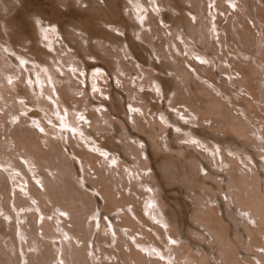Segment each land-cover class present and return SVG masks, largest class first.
Wrapping results in <instances>:
<instances>
[{
  "label": "bare ground",
  "instance_id": "bare-ground-1",
  "mask_svg": "<svg viewBox=\"0 0 264 264\" xmlns=\"http://www.w3.org/2000/svg\"><path fill=\"white\" fill-rule=\"evenodd\" d=\"M207 1L210 2L211 0L160 1L161 6H170L172 9L180 11H190L194 15V19L197 20L196 28L190 24L189 18L185 15H180V17L174 20L172 26H177L182 30V32L180 30L182 39L184 38L183 34H185L187 38L196 41L200 46L199 48H201L199 50L201 52H197L196 54L206 60L208 56L217 54V49L214 43H212L213 41L209 40V38H213L215 35L208 32L210 25L203 20L205 18ZM224 1L219 0L216 2L217 10H224ZM184 2L190 4L191 9L185 8L183 6ZM102 3L103 5H101L100 0H0V264H59L58 262L67 264L68 260L72 264H95L90 263L92 260L87 259V254L91 237L96 232L98 226L99 234L96 239V247H92V252L98 249L100 260L105 257L111 260V255L113 254L116 259L119 257L126 261L127 264H168L169 255H173V262L179 264H211L209 256L213 255L214 261H220L219 264H264V185L258 181L253 167H250L249 171L245 170L244 174L239 175L236 172L233 165L235 160L219 152L221 150L219 145L223 143L222 140L224 138L208 136L203 130L187 129L188 126L176 127L177 131H184L187 136L189 135L188 137L186 135L182 136L184 138L182 139L191 143L192 149H188L191 145L183 146V144L182 146H176L177 151H174L173 147H171L173 150L169 147L172 144L169 145V142L167 143L165 140L166 143L164 144L167 147V152L165 151L166 149L161 148L162 146L156 140L158 133L163 134L168 132L166 127L156 121L153 123L147 121L148 127L146 128V125L142 124L139 119L133 118L134 124L131 126V129L140 132L145 138L136 134L129 135V133L124 131L126 128H121L118 130V138L122 141L120 145L115 144L111 140V137L101 136V138H104V141L101 143L100 149L112 152V156L108 158L104 156L96 157L91 151L88 152L87 149L89 147L84 148L83 141L85 139H82L79 135L80 132H84L82 128L84 124L80 125L84 121L80 120V118H82L84 111L90 107L87 108V94L84 93L83 99L78 101L74 98L73 92L83 93L80 83L84 81L85 70L89 78L91 77V80H89L92 83L106 79L103 77L102 71L98 70L103 69L105 70L103 73H113L114 65L117 69L116 71L124 74L127 73V75L132 70L135 71L134 65L142 63L141 60L143 58L139 51L143 48L135 43L133 38L127 36L124 31L127 29L132 30V32L140 31L138 24L145 28L147 26H143V23H145L143 22L146 15L145 10L149 11L152 9L151 11H153L154 6H160L158 0H102ZM120 8H122L124 13H127L125 9H128L127 16L132 19V23L125 20ZM130 12H133V16ZM254 17L258 23L264 24V11L262 8L256 7ZM164 20L166 21V18ZM240 20L243 23V20H245L244 16L240 17ZM152 22L153 19L150 18L148 20L150 36L155 34L160 35L163 31L154 28L157 23L154 21L152 24ZM233 26L235 28L236 24L233 23ZM212 28L215 32H219L216 26ZM246 28L249 29L248 27ZM114 30L119 31L123 37L115 34ZM194 30H196V34ZM227 30H225V33H227ZM228 32H232V30L229 29ZM246 34L241 36L240 32L237 33L238 37L234 41L235 47L234 43L231 44V36L225 34L226 37H223V41L220 42V50L222 47H225L226 50L228 47L235 50L233 52L236 60L232 63L229 61V64H233V68L240 72L241 79L234 83H239L247 91L248 95L253 97L252 101L257 102V96L261 92L258 91L259 94L256 93L257 89L254 87L256 85H253L250 78L251 75L249 74L250 68L249 71L246 69L248 68L247 66L251 65L250 61L247 62V65H242L239 55L247 57L248 60L253 58V61L259 65L264 64V57L257 46L258 39H255V35L252 38L249 34V37ZM139 37L149 43L147 41L149 38L144 32ZM54 38L58 41V45H56L57 42L55 43ZM161 40L162 45L167 46L169 50V39L162 38ZM76 42H78V45H76ZM106 43L113 46L125 43L135 64L128 66L123 62L116 61V63H113L111 60H108L104 56L105 54H101V51L105 49L104 45ZM150 46L152 45L150 44ZM57 47L62 49L61 52H65L63 58L58 53V56L51 54L52 51L60 50ZM18 48L24 49L23 51L25 52ZM67 49L72 52L68 53ZM195 50L193 49V52ZM81 51L84 52V55L99 60L101 64L84 63V56L81 54ZM208 52L210 55L208 54L206 57ZM8 53H11L13 55L11 57L14 59ZM118 56L116 55V57ZM158 56L161 57V55ZM50 57L54 58L52 63H49ZM171 57L172 61L160 63L159 69L164 72L169 71L170 73H174L172 79L153 76L150 72L143 69L144 65L139 64L142 66V75L150 76L149 78H145L140 86L144 87L147 82H154L156 87L160 89L161 94H172V104L170 106L176 107L177 104H184L191 111L192 117L197 120L195 121L197 124H200L202 121H212L222 125L220 131L226 128L230 129L232 131L230 133L231 136L226 138L229 141L227 142L229 144L228 151L236 155L237 151L231 149V144L235 143L236 138H246V133L251 130L248 128L247 122L240 119V123L237 121L238 124L234 121V123L228 122L222 116L224 110L220 111L222 109L219 107L220 104L218 103V106H216V103L212 104L211 98L219 102L221 101L213 97L209 90L210 88L208 89L202 84H200V89L199 87L194 88V91L200 90L203 95H190V92H187V77L191 78L192 75L180 66L182 64L180 62L184 63L185 59L179 61L172 53ZM72 58H76L77 60L73 61ZM55 59L60 60V63L66 67L69 65V62H72L70 71L66 72L61 67L59 71L55 70L56 68H53ZM80 61L84 63L83 70ZM56 63L58 65L57 61ZM39 67L42 68L41 71ZM75 71H81L83 75L80 73L82 76H79V74H75ZM27 72L31 73L26 74ZM184 75L187 76L186 80ZM75 77L77 81H81H74L73 78ZM203 77L214 82L206 75H203ZM178 78L179 80H177ZM21 82L28 83L29 86L25 85V89L20 95V93H17L15 86L19 83L21 84ZM196 85L198 84L195 83L194 86L196 87ZM36 88L40 91L39 95L42 93V97L46 98L48 103L50 100L51 104H45L46 102L43 103L40 99L39 101L35 93L33 94L34 96H31V93ZM213 89L215 91L216 88L214 87ZM151 98L153 97L151 96ZM244 100L251 103L248 99ZM41 103H43L42 106ZM132 103L134 104V102ZM133 104L130 103L129 105L131 109L140 110L143 107H148L147 104L145 106L139 104L135 108ZM25 105L28 107H25ZM237 105L242 108V113L246 117L245 119H248V107L243 104L241 105V103ZM106 106L108 105L106 104ZM26 108H32L36 111L37 114L33 113L31 115L36 117V120L29 119ZM145 108L142 111H145ZM42 110L47 113L49 112V115L38 113ZM158 112L160 114L163 113L161 108L157 110ZM182 112L183 110L181 109L177 110L179 114ZM101 114L107 126L109 123L108 114ZM162 115L165 116L167 114L164 112ZM167 116L168 121L164 122L166 125L172 122L169 113ZM90 118L93 119L91 128L94 133H104L107 131L106 126L100 125L101 123L99 122L101 121L97 119L95 113ZM9 122L13 124L19 122L20 125H10ZM60 129L66 130L64 135L74 138L71 141L68 139V144L69 148L73 150L72 155L79 161L78 169L80 173H75L76 170L74 171V166H72L74 160L72 161L61 150L59 140V135L61 136ZM186 130H189V132ZM254 134H258L261 139L258 140L260 147L264 149V134L259 131L254 132ZM2 136L4 137L3 140L1 139ZM133 136L138 138V143L133 141L135 145L139 144L142 140L143 142H147L146 144L144 143L145 151L140 150L143 147H139L138 149L133 143H127V140ZM166 138L168 139L169 135ZM78 139H80V142ZM65 140L67 142V138ZM193 142L197 143L194 145ZM244 142L241 140L239 145L245 144ZM7 144L12 146L9 149L10 151L8 148L6 149L5 145ZM88 144H91L90 149L100 153L101 150L93 142ZM148 144L155 145V147L151 149L150 146L148 147ZM74 146L77 147V151L73 148ZM193 146H204L207 151L206 154L196 152ZM69 148H67V151ZM143 151V156L146 158L145 160H140V155ZM172 152L173 154H171ZM113 153L134 156L135 160H132L131 163L136 166V169L131 168L132 171H138L140 168V171L145 173L147 169L150 170L149 175L147 173L144 174L150 181L145 180V177L143 178L145 184L143 182L139 184L141 185L140 192L134 191L133 185L126 183L121 170V165L124 163L119 162V158ZM216 154L224 160V163L229 165V167L227 166L229 172L226 171L230 174L225 175L224 186L221 182L214 180L210 183L211 186L208 187L206 180L210 179V174H214L215 177L218 175L207 167V165L212 163L217 165L215 161L217 159L215 157ZM68 155L70 154L68 153ZM200 159L205 161V165ZM110 161H112L113 166L109 164ZM86 167L94 170L97 175L96 180H89L85 177ZM201 169L206 170V175L199 174ZM14 171L17 174L13 173ZM48 173L51 174L52 178L48 176ZM56 176L59 178L58 184H55V179H53ZM79 176L81 177V181L78 179ZM138 176L143 177L142 175ZM35 180L37 184L42 185L44 192L36 190ZM86 181L90 183V186L85 185ZM174 181H178L184 186L185 192L188 193L189 191L192 193V195L186 194L187 200L171 196L172 190L169 192L170 189L167 187ZM18 182L27 184V186L20 187V192H17L18 190L15 188L18 186ZM127 186L131 188V191L136 192L137 197H141V200H136L133 196L126 197L121 192H118L121 197L117 199L115 188ZM212 187L217 189L220 194L224 193L226 199L227 197L231 199L230 202L234 210L239 208L241 212L245 213L241 217L242 223L240 222L243 228L239 229L237 224L231 222L235 220V216L238 213L229 212L231 207L227 205V202L223 203L220 199H216L215 202L218 203V206L208 205V202L203 201L204 198L202 199V196L197 192V189L210 190ZM85 188H89L93 193L97 192L96 194L100 195L102 201L96 202L95 198H93L94 194L87 193ZM155 189H157V193H155ZM26 192L31 196V200L36 201L33 205L30 204L31 200L29 199L30 197H27ZM22 196H26L27 198ZM205 196L208 197L209 194ZM209 202L213 201L210 199ZM130 204L133 206L130 209L131 214L138 222L132 219L125 210V207H128ZM155 207H158L160 217H158ZM107 209H113V211L120 209L122 211L123 214H115L114 218H112L119 220L117 224L113 220L114 225L122 230L123 228L129 229L130 232L125 233L126 236L133 237L132 239H135V241L133 240V247L138 246L143 248V253L137 249L135 250L127 238L124 242L111 238V228L106 229L105 224L102 225V220L98 223L90 221V219L98 215V211H101L102 217L104 215L108 216ZM218 211L221 212L220 216L217 214ZM59 212H62L63 216L58 215ZM142 212L153 217L152 221L161 220L160 222L167 226L166 235L179 245L167 246L166 242L168 240L162 239L163 234L160 231L161 229L157 228L158 225L150 227L161 240H164L162 243L159 238V241L163 244L162 246L165 247V251L157 247L160 252L158 255H153V251L151 252L150 249L157 243L144 230L143 226L150 225L144 220ZM246 214L247 218L245 217ZM64 219H68L67 222L70 223L71 227H67L66 222L61 223ZM241 219L239 217V220ZM153 223L155 224V222ZM115 227L112 226L114 233ZM198 227H201L207 236L199 232L200 229L198 230ZM54 231L55 233L59 231L61 236L66 238L65 240L61 237L60 243L55 246V243H52L51 239L59 240L60 237L59 233L54 235ZM100 232L104 233L102 237L100 236ZM139 232L144 235V238H147V241L135 238L134 233ZM194 234L202 235L203 238L208 240L207 246H198L196 253L192 248L194 242L191 240ZM112 241L116 242L113 249L118 252L107 251L101 248V243L109 244ZM124 245H126L128 253L122 251ZM57 247L58 250H56ZM32 248H35L36 252H31ZM239 249H243L251 254H248V258H240L238 257ZM146 255L151 258H148ZM173 262L170 264H174ZM113 263L115 262L113 261ZM99 264L105 263L99 262Z\"/></svg>",
  "mask_w": 264,
  "mask_h": 264
},
{
  "label": "rangeland",
  "instance_id": "rangeland-1",
  "mask_svg": "<svg viewBox=\"0 0 264 264\" xmlns=\"http://www.w3.org/2000/svg\"><path fill=\"white\" fill-rule=\"evenodd\" d=\"M158 1H159V4H160L159 7L158 6H154L153 7L154 8L153 11H151L152 9L149 10V11L145 10V12H146L145 14L146 15H145V18L143 20V22H145V23H143V26L147 25L145 28H143L142 25L138 24V27L140 26L139 27L140 31L132 32V30H129V29L124 31L127 36L133 38L134 42L137 43L138 45L142 46V48H143L142 50L139 51V53L141 54V57L143 58L141 60V62L143 64L142 63H139V64L140 65H144L143 69L145 71H147V72H150V74L153 75V76H158V77H162V78L172 79L173 76H174V73H172V72L170 73L169 71H165L164 72V71L160 70L159 69L160 63H166V62L172 61L171 53L179 61L182 60V59H185L184 63L180 62V63H182V64H180V66L183 67L185 70H187L192 75L191 78L184 75L185 80H186V77H187V82H188L187 92H190V95L192 94V96H193V94H195V96H201V95H203V94H201V91L200 90L199 91H194V88H198L199 87V89H200V87H201L200 84L204 85L208 89L210 88L209 90L211 91V94L213 95V97H216V98H218L221 101V102H219V101H216L215 99L211 98V101H212L211 103L212 104L216 103V106H218L220 104L219 107L222 108V109L220 108L221 109L220 111L224 110L222 112V116L228 122H233L234 121L236 124H238L239 119L244 121V122L246 121L247 124H248V128L251 129L250 131H248L246 133V138H243L244 140L241 139V138H236L237 140L235 141V143L231 144V149L237 151L236 155L238 157L235 154H233L232 152L228 151V149H229L228 145L229 144L227 142H229V141L226 138L231 136L230 133L232 131L230 129L226 128L225 130H221L220 131V128L222 127V125H220V123L212 122V121H208V122L207 121H202L200 124H197V122H195L197 120L194 119V117H192L191 111L184 104H177L176 107L170 106L172 104V101H171L172 94H166V95L161 94L160 89L157 88L156 84L154 82H152V81L151 82H147V84L144 85V87L140 86V84L143 83L144 79L145 78H149L150 76H148V75H146V76L144 75L143 76L142 75V72H143V70H141L142 66H140L139 64H137V65L135 64V61L131 57L130 53L128 52V49L126 48V44L125 43H123L122 45L115 44L114 46L110 45L109 43H106L104 45L105 49H104V51H101V54H103V55L105 54L104 56L108 60H111L113 63H116V61L117 62H121V63L123 62L125 65L127 64L128 66H130L132 64H135L134 65L135 71L132 70L130 72V74L127 75V73L124 74L122 72L116 71L117 69H116L115 65L113 66V70H114L113 73L104 72V73H106V74H104L103 71H105V70L101 69V70H98V71H102L103 77L106 78V79H104L103 81L102 80L95 81L94 82L95 84H94V83H92L90 81L91 77L89 78V76L86 73L87 71L85 70V72H84L85 77H83L84 81L82 80L83 82L80 83V87H81V90L83 89V93L82 92H80V93L73 92L74 98L76 100H78V101H81L83 99L84 93L87 94V99H86V101L88 102L87 108L90 107L88 110L84 111V114H83L82 118H80V120L84 121V122H82L80 124V125L84 124L83 125L84 127H82L84 132H80L79 133L80 137L82 139H85V141H83L84 148L85 147H89V149H87L88 152L91 151V153H93L96 157L104 156V157L108 158V157L112 156L111 155L112 152H108L106 150L100 149L101 143L104 141V138H101L102 135L111 137V140H113V142L115 144H118V145H120L122 143V141L118 138V136H119L118 135V130L121 129V128H123V129L126 128L124 131H126V133H129V135L130 134H136V135H139L142 138H145V136H143V134H141L140 132H138V131H136L134 129H131L132 128L131 126L134 124L133 123V118H136V119H139L142 124H145L146 128L148 127L147 121H150L151 123L156 121L159 124H161V125L163 124V126L166 127V130L168 132L163 133V134L158 133V135L156 136L157 137L156 140L158 141V144H160V146H162L161 148H163L164 150L167 148L165 146V144H164V143H166V141H167V143L169 142V145L172 144V146L170 145L169 147L170 148L173 147L174 151H177L178 145L182 146L183 144H184L183 146L191 145L188 149H192V144L183 140L184 139L183 137L186 135V132H184V131L180 132V131H177V129H176V127L180 128V127H187L188 126L187 129H190V128H193L194 130H200L201 129L208 136L211 135V136H218L221 139L224 138L225 141L222 140L223 143L219 145L221 147V150H219V152H222L223 154L226 155V157L235 160L236 164L234 163L233 165L235 166L236 172L239 175L240 174H244L245 170L249 171L250 170L249 168L253 167L254 168V172L257 175L258 181L261 184L264 185V149H262L260 147V142L258 140H261V139L259 138L258 134L257 135L254 134V132H256V131H259V132L264 134V99H263L264 98V96H263L264 95V64H262V65H259L258 63L256 64L253 61L254 60L253 58H250L248 60L247 57H243V56L239 55V60H241V64L242 65H247V62L250 61L251 65L247 66L248 68H246V69L249 71V68H250V73L249 74L251 75L250 78H251V81H252L253 85H256V86H254L257 89L256 93L259 94V92H261V94H259V96H257L258 97V99H257L258 101L255 102V101H252L253 97H250L248 95L247 91L243 87H241L239 83L238 84L234 83V82H238L241 79L240 72H238L236 69L233 68V66H234L233 64L232 65L229 64V61H230V63H232L233 61L235 62V60H236V57L234 55L235 50L231 49L230 47H228L227 50H226L225 47H222L223 49L221 48V50H220V42L223 41V37H226L225 34H227L228 36H231L230 39L233 41V42L231 41V44L234 43V47H235L236 44H235L234 41L238 37L237 33L240 32L241 36H244L247 33L246 34L247 36L249 34V36L253 38L254 35H255V39H258L257 46H258V48H260V51L263 53V57H264V33H263L264 24L262 25L261 23H258L257 19L254 17L256 7H260L264 11V2H263V0H225L223 2V9L224 10H222V11L217 10L218 7L216 9V4H217L216 2L219 1V0H211V1H214L212 3H211V1L210 2H208V1L206 2L205 18L203 20L206 23H209V25H210L208 32L212 33V35L213 34L215 35V37L209 38V40L213 41L212 43H214L215 48L217 49V54L214 55V56H208L209 52L207 53V55H206V57L208 56L207 60L205 58H200V56L196 54L197 52H201V51H199V50H201V48H199L200 46H199V44L196 41H192L191 39L187 38L185 36V34H183L184 38L182 39V36L180 35V30L181 29H179L177 26L176 27L172 26V23H173L174 20H176L178 17H180V15H185V16H187V18H189L190 24L193 27L195 26V28H196L197 20L194 19V15L192 13H190V11H180V10L172 9V7H170V6H161L162 5L160 3L161 0H158ZM100 3H101V5H103L102 0H100ZM201 4H202V2H201ZM234 5H235V7H234ZM183 6L185 8H187V9H191V5L188 4L187 2H184ZM120 10H121L125 20L127 22H129V23H132L133 22L132 19L127 16L128 15V9H125V11H127V13H124L122 8H120ZM213 10H215V11H213ZM130 11H133V10H130ZM130 13H132L131 15L133 16V12H130ZM163 16H164V18H166V21L164 20ZM242 16H244V19H245V20H243V23H241V20H240V17H242ZM148 17L152 18L153 22L156 21L157 25L154 28L160 29V30L163 31L162 33H160V35H156L155 34V35H151L150 36V34H151L150 33V28L148 27V20L150 18H148ZM167 19H168V22H167ZM153 22H152V24H153ZM233 23L236 24L235 28H233L234 27ZM213 26H216L217 29H218L217 31H219V32H215L213 30V28H212ZM246 27H248L249 29H247ZM227 29L228 30L231 29L232 32H228ZM108 30H110V29H108ZM178 30H179V32H178ZM225 30H227V33H225ZM114 31L113 32L115 34L123 37V35H121V33L119 31L118 32L116 30H114ZM142 32H144L146 34V36L149 38V39H147V41L152 46H150V44L147 43L145 39L142 40L139 37V36H141ZM181 32H182V30H181ZM194 33L196 34V30H194ZM162 38H168L169 39V44H170L169 45V50H168L167 46H163L162 45V40H161ZM54 39H55L54 40L55 43L57 42L56 45H58V41H56V38H54ZM218 43H219V45H218ZM40 45H42V44H40ZM76 45H78V42H76ZM57 48L60 49L59 47H57ZM193 49H196V50L193 52ZM19 50L23 51L24 49H19ZM79 50H80V48H79ZM105 50H106V52H105ZM61 51H62V49L57 50V51H52L51 54L53 56H55V55L58 56L59 55L60 57L63 58L64 55H65V52H61ZM68 51H69L68 53L72 52L71 50H68ZM208 51H210V50H208ZM23 52H25V51H23ZM57 53H58V55H57ZM8 54H11V53H8ZM81 54L84 56L83 57L84 63H88L89 62L90 64H101V62L99 60H95L94 58H90V57L84 55L83 51H81ZM223 54H225V55H223ZM116 55H119V56L116 57ZM158 55H161V57H159ZM9 56L11 57L13 55L11 54ZM217 56H219V57H217ZM11 58H13V57H11ZM72 60L74 61V60H77V59L76 58L75 59L72 58ZM53 61H54V58L50 57V62L49 61L48 62L52 63ZM56 61L58 62V65L60 64L59 66L56 65L57 64ZM84 63L80 61V65L82 67V70H83ZM71 64H72V62H69L70 66L68 65L66 67L62 63H60V60L55 59V65H54L53 68L54 69L56 68L55 70L59 71V69L61 67L64 71L68 72L71 69ZM195 66H196V68H195ZM195 69H197V70H195ZM39 70L41 71L42 68L39 67ZM185 70H184V72H185ZM30 73L27 72L26 74H30ZM80 73H81V71H79V72L75 71V74H79V76H82L83 74L81 73L82 74L81 75ZM203 75H206L207 77H210L214 82L207 80V78H204ZM121 78L122 79L124 78L125 80L124 79L122 80ZM73 80L76 81V82L81 81V80L77 81L76 77L73 78ZM177 80H179V78ZM125 81H127V82H125ZM25 82H21V84L19 83V84H17L15 86V89H16L17 93H20V95H21V92L25 89L24 86L25 85L29 86L28 83H25ZM231 82H233L234 84L231 83ZM195 83L198 84V85H196V87L194 86ZM31 85H33V84L31 83ZM94 85H95V87H94ZM214 87L216 88L215 91L213 89ZM39 88L41 89V87H39ZM35 91H33L31 93V96H34L33 94L35 93V96L37 95L38 100L40 99L41 101H43V103L46 102L45 104H51L50 100H49V103H48L47 99L46 98L44 99L42 97V93H40V95H39V92H40L39 89L36 88ZM260 95H262L263 98L260 97ZM139 96L142 97V98L140 99ZM151 96L153 98H151ZM166 97H167V99H165ZM244 99L250 100L251 103L245 101ZM260 99H261L262 102L260 101ZM213 100H215V101L213 102ZM127 102H129V103H127ZM132 102H134V104ZM24 103H26V101H24ZM43 103H41V106H42ZM130 103L135 105V108L138 107L139 104H141L143 106H145V104H147L148 107L147 108L143 107V108H145V111H142L143 108H141L140 106H139V108H141L140 110L131 109L129 107ZM240 103H241V105L243 104L244 106L248 107L247 108L248 109V119H245L246 117H244V114L242 113V108L239 105H237V104H240ZM106 104L108 106H106ZM221 104H222V106H221ZM150 106H152V107H150ZM25 107H28V106L25 105ZM158 107L161 108V111L163 113H161V114L159 112L157 113V110L159 109ZM152 108H154V109H152ZM26 109L28 110L27 111V116L29 117V119L30 120H34V119L36 120L37 119L36 117L31 116L33 113L37 114L36 111L34 109H32V108H26ZM178 109L183 110L182 113H184V114L177 113ZM164 112H166L167 115L169 113V115L171 116V120H172V122L167 124V125L164 124V122L168 121V119H167L168 116L167 115L163 116L162 114H164ZM38 113H42V114L46 113L47 115H49V112L47 113L44 110L39 111ZM94 113H95L97 119L99 121H101V122H99V123H101L100 124L101 126H103V125L106 126L104 121H103V115L101 113L108 114L109 123L106 126L107 127V131L106 132H104V133L103 132H99V133L95 132L94 133V131L92 130L91 124H92L93 119H91L90 117ZM9 123H10V125L13 124L11 122H9ZM16 124H19V122L18 123H14L13 125H16ZM176 124H177V126H176ZM217 129H219V130H217ZM65 131L66 130H64V129H60L61 136L59 135V140H60V143H61V150L63 152H65V154L72 161L74 160L73 161L74 163L72 164V166H74V168H73L74 171L76 170L75 173L76 172L80 173V170L78 169L79 168L78 167L79 166V161H77V159H75V156L72 155L73 150H71L69 148V144H68V139L71 141L74 138L64 135ZM186 131L189 132V130H186ZM167 135H169L168 139L166 138ZM65 138H67V142H66ZM87 138H88V141H87ZM1 139L3 140L4 137L2 136ZM80 139H78L79 142H80ZM89 139H90V141H89ZM246 139H248V140H246ZM137 140H138V138L133 136L132 138L127 140V143L128 144H132L133 141L138 143ZM241 140L243 142L245 141L244 142L245 144L239 145ZM92 142L94 143L95 146L98 147L99 150H101L100 153H98L95 150L90 149L91 144L89 145L88 143H92ZM144 143L146 144L147 142L146 141L143 142V140H142L137 145H135L134 143L133 144L138 149H139V147H143V149H140V150H144L145 151L146 148H145V144ZM196 143L197 142H193L194 145ZM5 146H6V149L8 148V150L12 147L9 144H7ZM149 146H150L151 149L155 147V145H152V144H148V147ZM203 147L204 146H200V147H196V146L194 147L193 146V148H195L196 152H200V153H205L206 154V152H207L205 150L206 148L205 147L203 148ZM67 148H69L68 151H67ZM73 148L77 151V147L76 146H74ZM173 148H171V150H173ZM216 148L217 147L215 146V149ZM103 151H105V152H103ZM144 151L140 155V160H145V158H146L145 156H143ZM165 151L168 152L167 149ZM68 153L70 155H68ZM113 154L117 155V157L119 158L118 159L119 162L121 161L122 163H124V164L121 165L123 167V169L121 167V170H122L123 176L125 177L126 183L133 185L134 191L140 192V190H141L140 186L141 185H139V184L144 181L143 178L145 177L146 178L145 180L150 181V179L147 178L146 175H144L145 173H147V175H149L150 174V170L147 169L145 171V173H143V171H140V168L138 169V171H132L131 168L132 169H136V166L133 163H131L132 160H135L134 156H132V155L124 156V154H122V153H121L122 156L120 154H118V153H113ZM171 154H173V152ZM216 155H215V157L217 159H215V161H216L217 165L215 163H212L210 165H207V167H209V169L212 172H214L216 175L217 174L218 175L215 177L214 174H210L211 175L210 179L206 180L207 184H208L207 185L208 187L211 186L210 183L213 182L214 180L218 181V182H221V184L224 186L225 185L224 177H225L226 174H230V173H228L229 172V168H228L229 165L224 163V160L218 154H216ZM200 160L205 165V161L203 159H200ZM109 164L111 166H113L112 161H110ZM246 164H247V167H246ZM218 166H219V168H218ZM9 167H11V166H9ZM76 167H77V169H76ZM126 167L129 168V169H127ZM85 169H86L85 177L87 179H89V180H96L97 179V175L95 174L93 169H91L89 167H86ZM13 173L17 174L16 171H14ZM105 174H107V173H105ZM199 174L206 175V170H202L201 169ZM138 175H142L143 177L141 178V176H138ZM48 176L50 178H52L51 174H49V173H48ZM252 176H253V174H252ZM53 179H55V182H56L55 184L59 183V178L57 176L53 177ZM78 179L81 181V177L80 176H79ZM34 183H35L36 190H38L39 192H44V188L42 187V185L40 186V184H37L36 180H35ZM85 183H83V184H85L87 186H90V183H88L87 181ZM143 183L145 184V182H143ZM179 184L180 183L178 181H174L173 183L169 184V186L167 188L170 189L169 192L172 190L171 191V193H172L171 196H173V197L175 196V197H177V199L180 198L182 200L183 199L187 200L188 198L186 196L188 194L192 195V193L189 192V191H188V193L185 192V188H183L184 186H182L181 184L179 185ZM17 185L18 186L15 187L16 190H18L17 192H20V190H21L20 187L21 186H27V184L26 183L24 184L23 182H18ZM85 191L87 193H89V194L90 193L92 195L94 194L93 198H95L94 200L96 202L97 201H99V202L102 201L100 195L96 194L97 192L93 193V191L89 190V188H87V189L85 188ZM115 191L117 193L116 194V198L117 199H119L121 197L118 192H121L126 197L133 196V198H135L136 200H138V199L141 200V197H137L136 192L131 191V188L129 186L115 188ZM149 192H151V191H149ZM197 192L199 193L200 196H202L201 197L202 199L204 198L203 201H205L206 203L208 202V205L218 206V203L215 202L216 199H220L223 203L227 202V205L231 207V210L229 212L235 213V214L238 213L235 216L237 219L234 217L235 220L231 221V222L233 224H237L239 229L243 228V225L240 224V222L242 223L241 217L245 213L241 212L239 210V208H236L234 210L233 209L234 207H233V205H231V202H230L231 199L229 197H227V199H226L224 193L220 194L219 191L217 189L213 188V187L210 190L197 189ZM155 193H157V189H155ZM21 194L23 195V193H21ZM26 194H27V197H30L29 199L31 200V196L28 195V192H26ZM207 194H209L208 197L205 196ZM22 197L27 198L26 196H22ZM210 199L213 202L210 203L209 202ZM34 202H36V201L35 200L33 201V199H32L30 201V204L33 205ZM132 208H133V206L130 204L128 207H125V210H126V212H128V214L131 216L132 219H134L136 222H138L137 219L131 214L130 209H132ZM155 208L157 210L158 217H160V213H159L158 207H155ZM109 210L110 209L106 210L108 216L104 215L103 217L101 216V211L97 210L98 211L97 212L98 215L96 217L90 219V221H94V222L96 221V223H98L100 220H102V225L105 224L106 229H110L111 228V231H112V234L110 235L111 238L119 239L120 242H124V240L127 238L129 240V243L133 247V245H134L133 244L134 243L133 240L135 241V239H132L133 237L126 236V234H125L127 232H130V230L127 229V228H123V230H122V229H119V227H115L114 221H115V224H117V223H119V220L118 219L117 220L112 219V218H114L115 214H123L122 211L120 209H117V210H114V211H113V209H111L110 211ZM226 212H228V210H226ZM223 213L225 214V212H223ZM62 214H63L62 212L58 213V215L63 216ZM217 214L220 216L221 212L218 211ZM142 216H143L144 220L150 225V226H143L145 228L144 230L146 232H148L151 235L150 237H152V240L153 241L155 240V242L157 243V244H154V247L150 249L151 252L153 251L152 252L153 255H158L159 254L160 250L158 248H162V250L165 251V247L162 246L163 245L162 243L164 242V240H168L166 242L167 246H170V245L171 246H173V245L174 246H178L179 245L177 242L172 241L168 237V235H166L165 232L168 229H167V226H165L162 222H160L161 220L152 221V219H154V218L148 216V214H146L145 212H142ZM239 217H240L241 220H239ZM245 217L247 218V214H246ZM53 218H55V217H53ZM67 220L68 219H64L61 223H65L66 222V226L67 227H71L70 223H68ZM235 221H236V223H235ZM153 222H155V224ZM156 225H158L157 228L159 230L161 229L160 231L163 234L162 235L163 236L162 239H164V240H161V238L159 236H157L156 233L153 230H151L150 227H153V226L155 227ZM112 226L115 227L114 228L115 229V233L112 230ZM54 227H55V225H54ZM98 228H99V226L97 227L96 232L91 237V240H90V243H89V251H88V254H87V259H90V261L92 260L90 263L99 264V262H102V263H105V264H125V263L127 264L126 261H124L123 259H120L119 257L116 259V257L113 254L111 255L112 256L111 260L107 259L106 257L102 258L100 260L99 259V257H100L99 256V250L95 249V251L92 252V247L93 246L96 247V239H97L98 234H99ZM197 229L198 230L200 229L201 231L199 230V232H201L202 234L204 233L203 235L207 236L206 232H204L201 227H198ZM138 230L140 231V229H138ZM38 232H40V230H38ZM53 233H54V235H57V233H59V231H57V233H55V231H54ZM102 235H104V233L100 232V236L101 237H102ZM134 236L138 240L147 241V238H144L143 237L144 235L141 234V232L136 233V234L134 233ZM59 237H60V239H59ZM59 237H58L59 240L51 239V242L55 243L54 246L56 244L60 243L61 237H63V236H61V233H59ZM159 238H160V241L162 243L159 241ZM63 239L66 240L65 237H63ZM191 240L194 242V245H192V248H193L195 253H196V250L198 251V248H197L198 246L206 247L207 243H208V240H206L205 238L202 237V235L200 236L199 234L192 235ZM47 241H49V240H47ZM115 244H116L115 241H112L109 244L108 243H101V248H103L104 250H107V251L111 250V251L118 252V251L113 249ZM76 246H81V245H76ZM133 248L135 250L137 249L138 251L143 253V250H144L143 248L138 247V246H134ZM56 250H58V247L56 248ZM122 251L125 252V253H128V249H126V245L123 246V250ZM31 252H36L35 248H32ZM83 254H82V256H83ZM248 254H251V253L246 252L243 249H239L238 257H240V258L241 257L242 258H248L247 257ZM196 255L198 256V254H196ZM169 257L170 258H169V263L168 264H170V263H172L174 261V256L173 255H169ZM148 258H151V257L149 256ZM209 258H210L211 264H219L220 263V261H217V262L214 261L213 255H210ZM253 260L255 261V259H253ZM113 261L115 263H113ZM164 262H166V261H164ZM58 263L62 264L60 262H58ZM173 263L174 264H179V263H176V262H173ZM67 264H72V263L70 262V260H68ZM181 264H183V263H181Z\"/></svg>",
  "mask_w": 264,
  "mask_h": 264
}]
</instances>
